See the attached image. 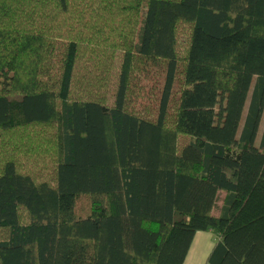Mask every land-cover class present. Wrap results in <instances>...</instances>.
<instances>
[{
  "label": "trees",
  "instance_id": "16d2710c",
  "mask_svg": "<svg viewBox=\"0 0 264 264\" xmlns=\"http://www.w3.org/2000/svg\"><path fill=\"white\" fill-rule=\"evenodd\" d=\"M207 230L264 264V0H0V264H183Z\"/></svg>",
  "mask_w": 264,
  "mask_h": 264
},
{
  "label": "crops",
  "instance_id": "0c3cea01",
  "mask_svg": "<svg viewBox=\"0 0 264 264\" xmlns=\"http://www.w3.org/2000/svg\"><path fill=\"white\" fill-rule=\"evenodd\" d=\"M224 196L225 193L222 192V197ZM217 238V235L212 230L198 231L193 238L183 264H211L208 261V257Z\"/></svg>",
  "mask_w": 264,
  "mask_h": 264
},
{
  "label": "rangeland",
  "instance_id": "374dc122",
  "mask_svg": "<svg viewBox=\"0 0 264 264\" xmlns=\"http://www.w3.org/2000/svg\"><path fill=\"white\" fill-rule=\"evenodd\" d=\"M171 113H173V110L171 111ZM87 202H88L87 197L80 198L78 203H79V207H81V206H82V207L79 208L78 210H79V211L84 210V209H85V205H86L85 203H87ZM78 203H77V204H78ZM218 211H219L218 209H214V213H215V214H218Z\"/></svg>",
  "mask_w": 264,
  "mask_h": 264
}]
</instances>
